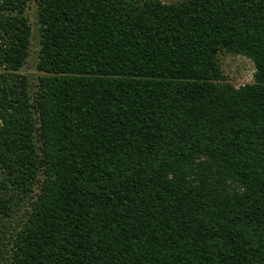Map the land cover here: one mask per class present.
Instances as JSON below:
<instances>
[{
	"label": "trees",
	"instance_id": "trees-1",
	"mask_svg": "<svg viewBox=\"0 0 264 264\" xmlns=\"http://www.w3.org/2000/svg\"><path fill=\"white\" fill-rule=\"evenodd\" d=\"M0 0V264H264V0ZM253 81H226L218 54Z\"/></svg>",
	"mask_w": 264,
	"mask_h": 264
},
{
	"label": "rangeland",
	"instance_id": "rangeland-1",
	"mask_svg": "<svg viewBox=\"0 0 264 264\" xmlns=\"http://www.w3.org/2000/svg\"><path fill=\"white\" fill-rule=\"evenodd\" d=\"M162 2H175L179 0H160ZM25 14L29 19L31 25V40L29 45L28 56L21 68V72L27 76L31 89H35L37 84V76L40 74L35 68L39 41H38V30L37 21L35 16V2L34 0H28L25 8ZM218 63L222 74L226 77V81L232 84L234 87H239L246 83L253 81L254 64L253 62L243 55L233 54L228 52H220L218 54ZM2 175L0 173V179ZM34 194V193H32ZM30 194V198L17 193L10 192L9 195L13 198L14 212L11 218L6 221L8 237L5 238L6 233H3V238L0 240V261H4L2 256H6L9 252L8 239L9 237L20 228V224L23 221L25 209L29 206L33 199V195Z\"/></svg>",
	"mask_w": 264,
	"mask_h": 264
}]
</instances>
